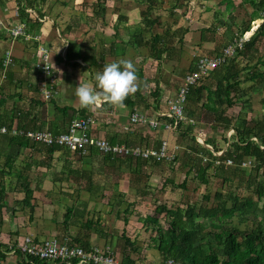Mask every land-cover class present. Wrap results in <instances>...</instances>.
Listing matches in <instances>:
<instances>
[{
  "label": "crops",
  "instance_id": "0c3cea01",
  "mask_svg": "<svg viewBox=\"0 0 264 264\" xmlns=\"http://www.w3.org/2000/svg\"><path fill=\"white\" fill-rule=\"evenodd\" d=\"M34 1L0 0V127L8 129V132L0 131V243L9 248L0 264H24L27 258L16 249L25 235L36 240L54 235L68 240L79 238L88 247L98 245L113 252L125 235L140 246L139 253L128 252L130 257L147 256L151 252L145 250H156L147 248L143 243L147 239L141 237L152 227L147 219L152 213L148 210L153 212L157 206L167 204L161 202L162 197L169 196L170 190L181 188L179 184L184 180L187 189L192 173L197 178L194 163L199 157L203 162L206 156L200 150L202 147L214 155L226 148L214 151L206 143L207 138L202 139L192 129L189 136L195 140L194 145L185 146L180 139L183 130L177 129V125L171 130L160 125L153 128L147 123L131 122L130 114L137 111L160 122L168 120V101L176 95L184 75L195 68L192 49L205 50L202 46L209 41L200 39V27L198 31H187L191 40L197 36L187 46L183 42H168L171 37L167 39L163 35L170 30L155 25L146 28L141 22L139 10L145 6L141 0H107L103 9L93 3L96 0H44L42 3L38 0L35 5ZM216 1L222 6V12L216 10L210 16L206 9V17L213 18L217 12L227 24L232 15L238 30L244 23L239 13L246 11L248 20L255 21L251 30L244 31L249 36L262 22L264 8L258 5L246 7L241 0H236L230 6V0ZM255 8L258 12L252 16L250 12ZM22 9L32 19L29 25L25 24L26 31L38 39L10 35L11 26L24 22L20 19ZM257 16L260 21H256ZM151 33L161 34L157 47L164 46L166 50L160 59L153 57ZM204 35L209 39L208 32ZM40 44L48 48L50 63L57 74L53 83L56 93L49 100L43 99L39 89L41 75L36 63L40 59ZM7 50L10 61L4 64ZM117 60L134 63L137 89L120 106L109 103L81 106L75 87L79 83L93 85L95 73ZM215 69L200 84L213 88L222 76L216 75ZM207 94L203 90L200 100L204 101ZM84 115L93 119L89 134L94 137L151 148L166 139L169 150L173 145L178 146L176 157L172 161L113 157L95 148L79 154L9 133L13 128L63 131L71 119ZM193 119L186 117L181 125L189 120L192 123L183 127L201 121ZM230 130L231 135L233 129ZM184 150L189 154L180 157ZM213 168L206 171L207 180ZM25 190L30 193L27 203ZM111 242H115L112 247ZM45 264L53 263L46 261Z\"/></svg>",
  "mask_w": 264,
  "mask_h": 264
},
{
  "label": "trees",
  "instance_id": "16d2710c",
  "mask_svg": "<svg viewBox=\"0 0 264 264\" xmlns=\"http://www.w3.org/2000/svg\"><path fill=\"white\" fill-rule=\"evenodd\" d=\"M37 1L38 0L34 1V5ZM106 1L107 0H96L93 3L98 6V9H103L105 4H107ZM141 1L144 2L145 6L143 9L139 10V14L141 15V22L144 23L146 28H152L155 25L163 27L165 31L171 30V23L168 20L161 21L160 15L152 14V11H154L153 9L161 4V0ZM42 2H44V0H39L38 3ZM241 3L247 7L258 5L264 8V0H241ZM191 12L192 9L190 8L188 13ZM257 12L258 9L255 8L252 9L250 13L254 16ZM218 13L215 12V17H213L210 25L205 29H200V39L213 42L216 40L218 30L223 25L224 37L227 39L224 40L222 47L219 48L216 54L220 53L227 45L233 43L232 39H237L244 31L248 30L247 25L237 28L238 30L236 31L228 29L229 25L217 20L220 17ZM20 15V19L24 20L26 25H29L32 19L24 9L21 10ZM229 20L234 22L235 17L229 15ZM205 32L211 33L209 39L204 35ZM161 39V34L151 33L150 47L153 57L156 59H160L161 55L166 50L164 46L161 48L157 47L158 41L161 42ZM263 39L264 20L249 38L242 43V47L235 49V55H245V53L249 51L257 55V62H262L263 64L264 61H262V56H264V50H262L258 44ZM178 41L182 42V36H178ZM209 54L210 51L207 50V54L204 55ZM199 56H203V54ZM223 71V75L215 81L213 88H208L203 83L200 84L201 80L190 86L189 92L191 95H189L188 92L186 98L188 105L185 103L184 106V112H186L189 118L201 119L203 117L206 120L215 121L222 125L221 129L223 132L230 128L233 129V133L230 135L229 140L224 138L225 142L228 141V145L221 154L214 155L206 148H201L206 155L204 157L205 160L202 162L203 158L199 157L194 163V169L198 180L202 184L207 183L206 171L212 166L222 170V165H224L227 168L224 169L223 175L229 177L227 169L233 164L225 165L224 162L227 158L233 159L236 165H238L242 159L250 158L255 163V167L264 170V147H260V145H264V122L246 119L245 116L241 115L244 113H238L235 116L226 114L228 108L232 107L237 101H240V97H238L237 94L240 91L238 86L241 81H257L262 83L264 88V71H260L257 68L245 67L242 69L243 75L241 79L238 78L239 72L235 67L227 66ZM203 90L208 91L204 101L200 100ZM245 99L247 100L248 98ZM262 103L264 105V99H262ZM192 105L193 107H191ZM207 117L210 119H207ZM235 119L239 121L237 125L232 124ZM176 128H181L183 134H189L192 126L188 125L187 127H183L180 122ZM206 143L212 145L214 151L218 150L215 146L214 139L207 138ZM216 160L218 164L215 163ZM237 167L240 168L239 166ZM247 184L254 185L257 196H264V185L255 183L254 177L249 176ZM179 186L184 188L185 180L180 183ZM25 191L26 196L24 202L27 203L30 193L27 190ZM220 193L218 191V193L214 195L216 199L220 201L211 206L207 205V201L209 200L208 193L202 195L205 203L199 206L190 203H185L186 205H184V207L171 206L168 208L165 205L157 206L153 210L152 215L147 218L152 222L154 234L151 235L146 247L155 248L161 256L160 260L167 258L173 259V264H264V207L259 206L258 202L250 196L240 197L238 194L232 192H226V196H224ZM227 200L231 201L230 205H227ZM66 212L68 213L69 210ZM259 212L261 216L256 219L257 213ZM67 213L63 221L65 226L67 223ZM160 216L163 217V223H160L158 219ZM234 216H240L241 221L253 219V227L250 229H241L237 227L232 223V218ZM54 237L58 239L64 238L61 235H54ZM123 237L124 240L121 241V244L119 243L120 245L116 246V250L114 252L112 251L119 264L143 263L145 260L134 261L128 253L129 251L139 253L140 246H138V243H136V241H131L129 238L125 237V235H123ZM78 240L79 238H74L68 240V242L77 244L85 249L90 248L87 243ZM8 250V246L0 243V260L4 258L5 251ZM16 251L19 250L16 249ZM26 258L24 264H37L40 262L38 258L29 255L26 256ZM138 259H143V257H138ZM45 262L46 261H44L43 264H45ZM75 262V260H72L71 264H75ZM61 264L68 263L63 261Z\"/></svg>",
  "mask_w": 264,
  "mask_h": 264
},
{
  "label": "built area",
  "instance_id": "2783aa9c",
  "mask_svg": "<svg viewBox=\"0 0 264 264\" xmlns=\"http://www.w3.org/2000/svg\"><path fill=\"white\" fill-rule=\"evenodd\" d=\"M17 14V12H16ZM262 21L264 20V11L261 12ZM12 37L23 36L26 39H38L32 37L27 31L24 22H17L8 29ZM249 38L247 32L233 41V43L224 47L220 53L214 55L198 56L195 61V68L186 73L183 77L176 95L167 103L166 116L168 120L160 122L157 118H148L146 115L134 111L130 114L131 122L147 123L150 127L162 126L166 130H171L180 122L186 120L184 115V106L189 92L190 86L204 79L210 70L224 65L228 58L232 56L235 49L241 48L242 43ZM40 59L36 63L41 80L39 89L44 100H49L56 88L53 83L57 79L49 58V50L45 45H38ZM10 51L5 52L4 64L10 61ZM93 123V119L89 115L75 117L71 119L63 131H52L48 129H16L9 130V133L18 135L32 141L41 142L46 145H57L79 154H85L89 149L95 148L98 151L110 156H126L141 159H152L155 161L168 160L172 161L176 157L177 145L169 150V142L162 139L156 148L142 147L139 145H127L125 143H112L105 138L94 137L89 134V129ZM1 132H8L4 126L0 127ZM255 139V138H254ZM228 145V144H227ZM260 147H264L260 145ZM218 163V161H215ZM225 165L234 164L233 159L227 158ZM255 163L250 158L242 159L237 166L240 168L252 167ZM18 250L26 257L31 256L40 260L37 264H43L44 261H51L53 264H61L67 262L71 264L75 260V264H119L114 257L113 252L108 247L91 246L83 248L77 244L69 243L67 238L58 239L54 236L36 240L31 235H25L18 243ZM173 259L167 258L158 260L157 262L144 261L141 264H173ZM135 264V263H134Z\"/></svg>",
  "mask_w": 264,
  "mask_h": 264
},
{
  "label": "rangeland",
  "instance_id": "374dc122",
  "mask_svg": "<svg viewBox=\"0 0 264 264\" xmlns=\"http://www.w3.org/2000/svg\"><path fill=\"white\" fill-rule=\"evenodd\" d=\"M231 2L229 3L230 6H233L232 2L236 0H230ZM131 4H129L130 6ZM137 7V6H135ZM247 7V6H246ZM192 9L191 13H188L189 9ZM206 9L209 10V14L211 16V13L213 11H218L222 12V6L218 5L216 0H161V4L152 11L153 14H158L161 16V21H166L168 20L171 24V30L170 32L166 35L164 34V38H169L168 42H173V43H179L178 41V36H182V42L185 46L186 43L190 44L192 40H197V36H193L192 40L191 38H188L189 36L187 35V31L192 29L193 31H198L200 27L206 28V26H201L202 24H208L210 25L211 21L213 18L206 17ZM230 11L233 9L232 7L229 8ZM239 13V12H238ZM223 14V13H222ZM242 19L244 21L243 26H249V30L252 28V23L249 19V14L246 11H243L242 13ZM245 18V19H244ZM220 22H224L226 20H222L221 17L217 19ZM257 20V19H256ZM248 22V23H247ZM227 24L228 29H231L232 31H236L235 27L236 22H231L228 18ZM233 27V28H232ZM163 28V27H161ZM162 31H164L162 29ZM165 33V32H163ZM175 36H174V35ZM177 35V36H176ZM194 35V34H193ZM208 35H211L210 32H208ZM243 35V33H242ZM248 35V33H247ZM174 36V37H173ZM215 37V36H214ZM236 38V37H235ZM227 38L224 37V31H223V25L221 28L218 30V34H216V40L209 43H205V46H202L205 50L200 51L196 49H192L195 53L192 55V58L195 59L199 55H204L207 54V50L210 51L209 55H214L215 52L219 51V48L222 47V43L224 40ZM190 40V41H189ZM235 39H232L234 41ZM181 42V41H180ZM182 44V45H183ZM260 48L264 50V39L258 43ZM183 45V46H184ZM248 53V54H247ZM247 53L240 54V55H232L230 58L226 61L225 65H221L219 68L215 69L216 75L220 76L223 75L224 69L227 66H232L235 67V69L239 72L238 78H242V69L245 67H252V68H257L260 71H264V63L262 62H257V55H254L253 53H250L247 51ZM262 61H264V56H262ZM214 73V71H213ZM212 75V74H211ZM239 89L240 91L238 92L237 96L240 97V101H237L232 107L228 108L226 110V114L230 116H235L238 113H244L241 114L245 116L246 119H254L256 121H263L264 122V105L262 103V99H264V88L262 83L257 82V81H241L239 83ZM245 98H248L247 100ZM247 101V102H244ZM189 107V106H188ZM187 107V109H188ZM191 109V108H190ZM185 116L186 112H185ZM194 120L193 118H189ZM207 119H210L207 117ZM239 121L237 119L233 120L232 124L237 125ZM187 123H192L191 120L189 122H183V126H185ZM192 132L194 131L198 135L201 136V138L206 139V138H211L214 139L215 146L217 147V151H222L227 147L225 139L230 137L231 130L228 129L226 131H222L220 125L217 122H213L211 120H206L205 118H201V121L198 123L192 124ZM183 137L180 138L183 141V144L185 146H191L194 145V141L188 133L182 134ZM264 146V145H263ZM198 149V148H197ZM201 150V149H200ZM184 150L182 152V155L180 157H184L189 152H185ZM201 152L204 154V152L201 150ZM179 157V154H177ZM177 157V158H178ZM224 165H222V170L219 168H213L212 173H210L211 177L209 176L208 182L205 184H202L197 178L194 177V174L192 173V176H189V180H187V189L184 187V190L181 188L169 191V196L166 195V197H162V201L166 202L170 206H180L184 207L186 205L185 203H190V204H195L196 206H199L204 202L202 195H205L208 193L209 195V200L207 201V205L211 206L212 204H215L216 202L220 201L217 200L216 197L214 196L215 193L223 194L226 196V192H232L234 194H238L240 197H246L250 196L254 200H256L259 204V206L264 207V196L259 197L255 193V188L254 185H248V177H254L255 183H260L264 185V170L262 168H257L255 166H250L246 168H238L236 164H233L230 166V168L227 169V172H229V177L224 176V169H226ZM231 201L227 200V205H230ZM152 213L151 209L148 210ZM147 211V212H148ZM261 216V213H257V218ZM240 216H234L232 218V223L236 225L237 227H240L241 229H250L253 227V219L248 220V221H241ZM199 220V219H197ZM160 223H163V217L160 216L159 218ZM146 234L142 235L141 237H145L147 239L144 241V245L147 246L148 243V237L150 235L154 234L153 228H148L146 230ZM143 233V231H142ZM115 244V242H111V247ZM143 246V247H145ZM151 248V247H148ZM118 249V248H117ZM143 250V249H142ZM151 252V254H147L145 256L144 254L140 257H143V259H138V256L134 255L133 259L134 261H140V260H145L148 262H157L158 260L161 259L160 254L158 253L157 250H145V252Z\"/></svg>",
  "mask_w": 264,
  "mask_h": 264
},
{
  "label": "clouds",
  "instance_id": "9594fccd",
  "mask_svg": "<svg viewBox=\"0 0 264 264\" xmlns=\"http://www.w3.org/2000/svg\"><path fill=\"white\" fill-rule=\"evenodd\" d=\"M94 81L93 85L79 83L75 87V95L83 107L100 103L123 105L129 94L138 87L135 65L131 60L105 64L102 70L95 73Z\"/></svg>",
  "mask_w": 264,
  "mask_h": 264
},
{
  "label": "bare ground",
  "instance_id": "6f19581e",
  "mask_svg": "<svg viewBox=\"0 0 264 264\" xmlns=\"http://www.w3.org/2000/svg\"><path fill=\"white\" fill-rule=\"evenodd\" d=\"M257 20L256 21H260V18L257 16V18H256ZM255 21H253V23H254Z\"/></svg>",
  "mask_w": 264,
  "mask_h": 264
}]
</instances>
